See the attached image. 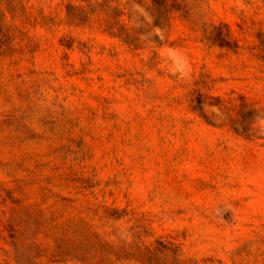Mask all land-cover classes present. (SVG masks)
Wrapping results in <instances>:
<instances>
[{
    "label": "rangeland",
    "instance_id": "1",
    "mask_svg": "<svg viewBox=\"0 0 264 264\" xmlns=\"http://www.w3.org/2000/svg\"><path fill=\"white\" fill-rule=\"evenodd\" d=\"M258 114L264 0H0V264H264Z\"/></svg>",
    "mask_w": 264,
    "mask_h": 264
},
{
    "label": "clouds",
    "instance_id": "2",
    "mask_svg": "<svg viewBox=\"0 0 264 264\" xmlns=\"http://www.w3.org/2000/svg\"><path fill=\"white\" fill-rule=\"evenodd\" d=\"M157 34L160 35V38L163 39V36L162 34L159 33V31L157 30ZM176 53V50L175 49H168V57L169 59H171V61L177 65L178 69L181 70V76L182 78H186L185 77V73L189 74L190 73V65H189V62H188V59L187 57L185 56H179L177 57L175 55ZM170 73L172 75H175V72L174 71H171L170 70ZM261 116L262 115H257L255 118H254V122L257 124V125H264V119H261ZM261 135H264V131H260L259 132Z\"/></svg>",
    "mask_w": 264,
    "mask_h": 264
}]
</instances>
